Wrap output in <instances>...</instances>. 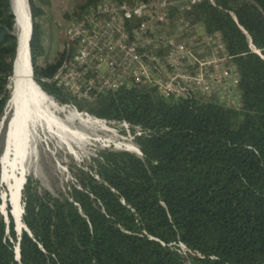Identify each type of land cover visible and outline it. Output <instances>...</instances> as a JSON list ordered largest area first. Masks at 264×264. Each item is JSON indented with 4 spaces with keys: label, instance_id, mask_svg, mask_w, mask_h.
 <instances>
[{
    "label": "trees",
    "instance_id": "trees-1",
    "mask_svg": "<svg viewBox=\"0 0 264 264\" xmlns=\"http://www.w3.org/2000/svg\"><path fill=\"white\" fill-rule=\"evenodd\" d=\"M28 3L34 80L58 105L112 121L124 134L125 121L141 154L99 147L88 161L65 164L63 191L29 175L22 220L32 234L16 232L7 202L0 264H264V0H200L198 15L189 12L206 34L224 37L242 77L243 110L175 102L139 84L78 99L52 80L61 54L39 63L35 16L43 8ZM14 31L12 0H0V117L11 91Z\"/></svg>",
    "mask_w": 264,
    "mask_h": 264
},
{
    "label": "built area",
    "instance_id": "built-area-1",
    "mask_svg": "<svg viewBox=\"0 0 264 264\" xmlns=\"http://www.w3.org/2000/svg\"><path fill=\"white\" fill-rule=\"evenodd\" d=\"M199 1L92 2L75 14L52 80L83 101L139 84L175 102L201 100L243 110L242 77L224 37L198 32L200 21L191 22L189 12L198 15L193 6ZM122 125L129 132L125 121ZM0 199L6 220L7 203Z\"/></svg>",
    "mask_w": 264,
    "mask_h": 264
},
{
    "label": "rangeland",
    "instance_id": "rangeland-1",
    "mask_svg": "<svg viewBox=\"0 0 264 264\" xmlns=\"http://www.w3.org/2000/svg\"><path fill=\"white\" fill-rule=\"evenodd\" d=\"M84 1L46 0L41 3L38 0H33V4L41 5L43 8V11L35 16V20L39 24V38L43 46L42 53L38 57L39 63L58 58L65 44L67 31L75 21L74 9ZM202 29V27H198L197 31L201 32ZM62 107L65 109H57L52 114H48V118L52 121L51 124L47 120L44 127L40 128L38 148L45 175L43 178L31 175L39 179L41 184L51 192L64 190V182L70 178L65 164L88 161L89 157L99 147L108 146L115 149H125L124 145L129 143L137 146L132 139V134L129 132L121 133L112 121L108 122L97 118L96 120L86 113L79 112L84 118L93 121L94 125H87L78 119L71 120L68 117L70 111H76L75 107H70V105H63ZM7 118V106H5L0 127V146L4 140ZM102 124L107 125L109 130L102 129ZM5 189L6 184L0 175V195L5 192ZM4 208L6 210L7 207ZM16 232L19 231L16 230Z\"/></svg>",
    "mask_w": 264,
    "mask_h": 264
},
{
    "label": "bare ground",
    "instance_id": "bare-ground-1",
    "mask_svg": "<svg viewBox=\"0 0 264 264\" xmlns=\"http://www.w3.org/2000/svg\"><path fill=\"white\" fill-rule=\"evenodd\" d=\"M12 5L17 16L19 13L27 14L29 11V3L24 0H12ZM27 57V51L22 52V57L21 54L18 56L15 72L10 78L11 96L7 105V115L11 119L6 137L0 146V175L6 184L5 192H2L1 196L3 203L9 202L11 205L16 230L22 224L21 196L26 177L33 175L43 178L45 175L38 148L40 128L44 127L47 120H49V124L52 123L48 114H52L57 109H65L62 107L63 105L56 104L50 96L43 92L34 80L33 73L28 67ZM23 97L27 98L26 130L25 126H20L15 119L20 111ZM68 117L71 120L78 119L87 125H94L93 121L84 118L77 110L70 111ZM101 128L109 130L105 124H102ZM17 134L22 136V140L25 134L23 144L16 137ZM124 147L136 153L139 152V148L135 144H125Z\"/></svg>",
    "mask_w": 264,
    "mask_h": 264
},
{
    "label": "water",
    "instance_id": "water-1",
    "mask_svg": "<svg viewBox=\"0 0 264 264\" xmlns=\"http://www.w3.org/2000/svg\"><path fill=\"white\" fill-rule=\"evenodd\" d=\"M24 2H28V0H24ZM12 11L15 14V31H14V35L16 37V48H15V55H14V59H13L12 74L15 72V66H16V63H17L18 56H20V54H21V57H22V52L23 51H27L28 52V57H27L28 67H29L30 72L33 73L32 61H31L32 57H31V49H30V40H31V37H32L33 22H32V15H31V12H30V8H29V11H28L27 14L19 13L18 16L15 13L13 5H12ZM241 28L246 33V35L248 36L250 47L254 51H257L255 49L254 44L251 42L250 36L243 29V27H241ZM10 78H9V80H10ZM10 96H11V91H10ZM10 96H9V98L7 100L6 106L8 105ZM26 102H27V98L23 97V100H21L20 111H18V113L16 115V118H15L17 120V123L20 124V126L22 125L23 127L25 126V123H26V104H27ZM10 119H11V117L7 118V121H6V124H5L4 139L6 137V133H7V130L9 128ZM20 130H21V128H20ZM20 130H17V131H20ZM25 130H26V126H25ZM18 134H17L16 137L18 138L20 143L23 144V140L25 139L24 138L25 134L23 136V140H22V136L18 135ZM125 149H127V148H125ZM138 154H141V152L139 151ZM26 180H27V177H26ZM26 180H25V182H26ZM25 182H24V184H25ZM23 188H24V186H23ZM23 205H24V201H22V213H23ZM11 214H12V212H11ZM5 221L8 222V217L6 218ZM14 222H15V220H14ZM21 229H24L29 234H32V232L28 229V227L26 226V224L24 223L23 220H22L21 226L19 227V229H17V231L20 232ZM15 253H16V255H15L16 259L19 260V248H18V245L15 247Z\"/></svg>",
    "mask_w": 264,
    "mask_h": 264
}]
</instances>
